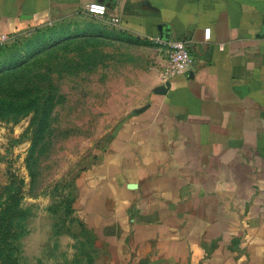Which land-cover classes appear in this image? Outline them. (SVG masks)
I'll use <instances>...</instances> for the list:
<instances>
[{
  "label": "crops",
  "instance_id": "1",
  "mask_svg": "<svg viewBox=\"0 0 264 264\" xmlns=\"http://www.w3.org/2000/svg\"><path fill=\"white\" fill-rule=\"evenodd\" d=\"M94 1L106 16L86 11ZM113 16L154 43L187 40L196 62L161 82L87 174L77 202L98 258L264 264V0H0V38Z\"/></svg>",
  "mask_w": 264,
  "mask_h": 264
},
{
  "label": "rangeland",
  "instance_id": "2",
  "mask_svg": "<svg viewBox=\"0 0 264 264\" xmlns=\"http://www.w3.org/2000/svg\"><path fill=\"white\" fill-rule=\"evenodd\" d=\"M0 45V264H111L79 191L161 87L166 51L87 17Z\"/></svg>",
  "mask_w": 264,
  "mask_h": 264
},
{
  "label": "built area",
  "instance_id": "3",
  "mask_svg": "<svg viewBox=\"0 0 264 264\" xmlns=\"http://www.w3.org/2000/svg\"><path fill=\"white\" fill-rule=\"evenodd\" d=\"M86 11L95 17H104L107 15V6L104 3L94 1L87 4ZM108 24L119 26L120 20L118 17L113 16L108 20ZM210 34L211 28L205 29V39L209 40ZM8 38L10 37L2 35L0 44L4 43ZM156 43L164 47L167 53L166 65L161 71V77L164 82L177 75L186 73L195 64L196 58L187 40L165 41L158 39Z\"/></svg>",
  "mask_w": 264,
  "mask_h": 264
},
{
  "label": "trees",
  "instance_id": "4",
  "mask_svg": "<svg viewBox=\"0 0 264 264\" xmlns=\"http://www.w3.org/2000/svg\"><path fill=\"white\" fill-rule=\"evenodd\" d=\"M47 27H48V26H47ZM47 27H43V28H47ZM43 28H39V29H36V30H34V31L42 30ZM32 31H33V30H32ZM67 32H68V31H66V33L63 32V34H62L63 37H70L71 33H70V32L67 33ZM19 35H21V34H19ZM19 35L15 36V38L18 37ZM0 46H1V45H0ZM1 206H2V205H0V207H1ZM12 225H15V223H13ZM12 225H11V226H12ZM11 226H10V227H11Z\"/></svg>",
  "mask_w": 264,
  "mask_h": 264
},
{
  "label": "water",
  "instance_id": "5",
  "mask_svg": "<svg viewBox=\"0 0 264 264\" xmlns=\"http://www.w3.org/2000/svg\"><path fill=\"white\" fill-rule=\"evenodd\" d=\"M169 84V82L166 83V86Z\"/></svg>",
  "mask_w": 264,
  "mask_h": 264
}]
</instances>
